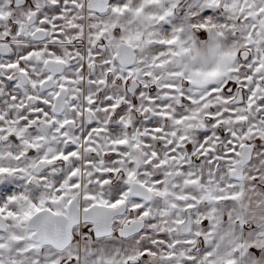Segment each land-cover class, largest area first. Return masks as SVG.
<instances>
[{
    "label": "snow or ice",
    "instance_id": "obj_1",
    "mask_svg": "<svg viewBox=\"0 0 264 264\" xmlns=\"http://www.w3.org/2000/svg\"><path fill=\"white\" fill-rule=\"evenodd\" d=\"M0 264H264V0H0Z\"/></svg>",
    "mask_w": 264,
    "mask_h": 264
}]
</instances>
